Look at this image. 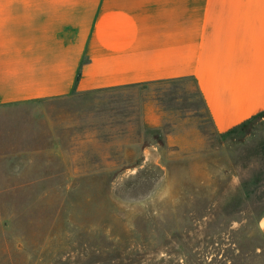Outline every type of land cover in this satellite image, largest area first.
I'll return each instance as SVG.
<instances>
[{"label": "rangeland", "instance_id": "rangeland-1", "mask_svg": "<svg viewBox=\"0 0 264 264\" xmlns=\"http://www.w3.org/2000/svg\"><path fill=\"white\" fill-rule=\"evenodd\" d=\"M125 94L0 109V264H264V112Z\"/></svg>", "mask_w": 264, "mask_h": 264}, {"label": "crops", "instance_id": "crops-1", "mask_svg": "<svg viewBox=\"0 0 264 264\" xmlns=\"http://www.w3.org/2000/svg\"><path fill=\"white\" fill-rule=\"evenodd\" d=\"M180 84L218 135L263 113L264 0H0V109Z\"/></svg>", "mask_w": 264, "mask_h": 264}, {"label": "trees", "instance_id": "trees-1", "mask_svg": "<svg viewBox=\"0 0 264 264\" xmlns=\"http://www.w3.org/2000/svg\"><path fill=\"white\" fill-rule=\"evenodd\" d=\"M249 123V122H248ZM248 123L247 124H245V125H243L242 127H246L247 125H248Z\"/></svg>", "mask_w": 264, "mask_h": 264}]
</instances>
